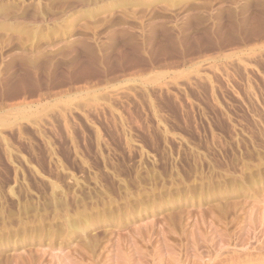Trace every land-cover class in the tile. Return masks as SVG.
Instances as JSON below:
<instances>
[{
    "label": "rangeland",
    "instance_id": "rangeland-1",
    "mask_svg": "<svg viewBox=\"0 0 264 264\" xmlns=\"http://www.w3.org/2000/svg\"><path fill=\"white\" fill-rule=\"evenodd\" d=\"M263 244L264 0H0V264Z\"/></svg>",
    "mask_w": 264,
    "mask_h": 264
},
{
    "label": "bare ground",
    "instance_id": "bare-ground-1",
    "mask_svg": "<svg viewBox=\"0 0 264 264\" xmlns=\"http://www.w3.org/2000/svg\"><path fill=\"white\" fill-rule=\"evenodd\" d=\"M253 246V245H252ZM262 246H264V244L262 245ZM262 246H260V247H262ZM249 248V247H248ZM253 249V248H252ZM261 249V248H260ZM262 251V250H261ZM256 253V252H255ZM259 253V252H258ZM252 256V255H251ZM260 256V255H259ZM247 257V256H246ZM257 257V256H256ZM262 257V256H261ZM252 258V257H251ZM261 259V258H260ZM258 260V259H257ZM241 261V260H240ZM255 261V260H254ZM259 261V260H258ZM257 261V262H258ZM250 263V262H249ZM259 264H264V263H259Z\"/></svg>",
    "mask_w": 264,
    "mask_h": 264
}]
</instances>
